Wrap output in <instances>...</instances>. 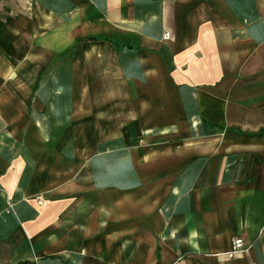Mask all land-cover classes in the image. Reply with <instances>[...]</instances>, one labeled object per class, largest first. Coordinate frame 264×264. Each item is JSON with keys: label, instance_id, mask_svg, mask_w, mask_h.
Listing matches in <instances>:
<instances>
[{"label": "crops", "instance_id": "crops-1", "mask_svg": "<svg viewBox=\"0 0 264 264\" xmlns=\"http://www.w3.org/2000/svg\"><path fill=\"white\" fill-rule=\"evenodd\" d=\"M0 264H264V0H0Z\"/></svg>", "mask_w": 264, "mask_h": 264}, {"label": "built area", "instance_id": "built-area-1", "mask_svg": "<svg viewBox=\"0 0 264 264\" xmlns=\"http://www.w3.org/2000/svg\"><path fill=\"white\" fill-rule=\"evenodd\" d=\"M169 34L165 35V38H168ZM247 251V248L245 246V242L242 238H236L232 244V248L229 252L224 256L228 259L234 258L235 256Z\"/></svg>", "mask_w": 264, "mask_h": 264}, {"label": "rangeland", "instance_id": "rangeland-1", "mask_svg": "<svg viewBox=\"0 0 264 264\" xmlns=\"http://www.w3.org/2000/svg\"><path fill=\"white\" fill-rule=\"evenodd\" d=\"M65 55V54H64ZM63 55V56H64ZM69 55V54H68ZM68 55L67 56H65L63 59H62V61H65L66 59H68ZM56 67H59V64L56 66ZM61 81H63V80H61ZM57 87H60L59 85H57ZM42 200H43V198H42Z\"/></svg>", "mask_w": 264, "mask_h": 264}, {"label": "trees", "instance_id": "trees-1", "mask_svg": "<svg viewBox=\"0 0 264 264\" xmlns=\"http://www.w3.org/2000/svg\"><path fill=\"white\" fill-rule=\"evenodd\" d=\"M69 52H70V51H68V52L64 55V57L67 56V55L69 54Z\"/></svg>", "mask_w": 264, "mask_h": 264}]
</instances>
